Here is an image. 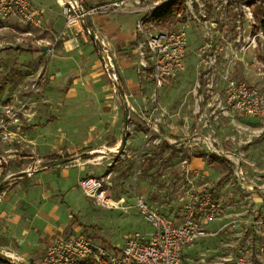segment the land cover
Instances as JSON below:
<instances>
[{"label":"rangeland","instance_id":"374dc122","mask_svg":"<svg viewBox=\"0 0 264 264\" xmlns=\"http://www.w3.org/2000/svg\"><path fill=\"white\" fill-rule=\"evenodd\" d=\"M167 1L146 4L154 8ZM191 1L193 11L187 10L188 14L160 25L144 21L147 33L178 26L188 30V55L193 58L183 73L156 88L142 108L151 114L155 130H144L140 122L128 123L124 145L120 142L113 152L108 150L113 143L108 134L105 141L72 150L78 131L99 119L94 113L70 109V81L47 74L48 51L35 52L41 42L1 29L0 99L14 103L18 120L11 126V140L0 142V181L9 168L12 177L31 173L38 168V159L51 161L46 155L57 157L52 163L78 172V185L82 175L105 178L111 183V197L123 199L122 207L104 208L81 196L84 207L76 211L75 219L88 236L118 248L134 233L154 231L136 206L138 198L177 220L186 192L188 196L206 189L220 210L207 234L184 249L182 264H264V121L231 111L222 86L227 75L246 80L264 93L262 37L254 38L255 48L240 50L244 36L257 33L253 26L256 14L264 15V0ZM34 29L19 30L36 34ZM209 143L223 150L221 156L206 151ZM239 167L248 176L245 182L234 173Z\"/></svg>","mask_w":264,"mask_h":264},{"label":"crops","instance_id":"0c3cea01","mask_svg":"<svg viewBox=\"0 0 264 264\" xmlns=\"http://www.w3.org/2000/svg\"><path fill=\"white\" fill-rule=\"evenodd\" d=\"M118 1L124 2L116 8L110 7L107 10L101 8ZM82 3L86 10H98L90 16L88 26L94 38L105 46L106 54L117 77L115 85L105 75L100 55L90 36L86 40L76 30L65 27L60 8L55 0H30V10L35 12L37 23L25 22L15 16L1 24L0 30L10 29L15 33L29 36L36 42H41L36 45V48L47 46L44 68L48 75L60 78L61 82L70 81V91L73 92L69 94L72 98L70 109L75 108L76 112L94 113L99 119L98 122L93 120L88 129L78 131L76 137L79 139L76 142L77 145H72V150L93 146L95 144L88 145V143L91 141L95 143L98 139L105 141L108 134L113 142L108 150L113 152L114 148H118L122 135H127L125 128L130 129L128 123H141L138 126L144 130H155L154 123L151 122L153 121L151 114L144 113L142 108L147 107L156 88L150 79V70L140 65L139 54L145 35L148 34L144 21L150 23V20L145 19L147 12L142 10L141 6H136L129 0H83ZM156 3L153 1L151 4ZM184 13L188 14L187 7L178 15L182 16ZM178 15L176 16L180 17ZM20 22L24 26L20 25ZM139 23H142L141 32L138 30ZM28 26H33L37 33L19 30L22 27L26 29ZM39 34H43L44 37L36 38ZM186 34L188 51L184 58V69L179 74L185 71L193 58L188 55L191 51L188 30ZM248 35L251 34L244 36L243 44L241 43L240 46V50L244 52L249 48H255V40L249 43ZM48 41L52 42L50 46L47 45ZM35 52L38 55L42 51ZM222 86H225V82ZM3 101L9 100L3 99ZM126 106L128 107L127 126L124 117ZM206 151L208 152L207 149ZM217 151L221 154L223 152L222 149ZM221 154L216 155L221 156ZM46 156L51 161L42 163V159H38L35 162L38 168L30 174L23 172L21 175L12 177L14 171L11 172L9 168L5 180L0 181V184L3 183L0 189V256L13 259L7 258V262H0V264H38L49 245L68 236L87 234L84 225L75 219L76 211L84 207L79 198L83 196L90 202L94 204L95 202L85 197L77 184L78 172L68 169L66 165L53 164L52 162L57 160L55 155ZM197 164L202 167V159ZM45 172L51 174L45 175ZM245 175L248 178L246 173ZM86 176L90 175H82L79 180ZM256 192L257 190L251 191V193ZM187 193L181 198L184 202L187 199ZM182 213L183 211L174 221L180 220ZM212 222L204 225L205 230ZM91 240L108 247L104 240L96 236Z\"/></svg>","mask_w":264,"mask_h":264},{"label":"built area","instance_id":"2783aa9c","mask_svg":"<svg viewBox=\"0 0 264 264\" xmlns=\"http://www.w3.org/2000/svg\"><path fill=\"white\" fill-rule=\"evenodd\" d=\"M142 10H152L149 0H129ZM60 8L67 29L76 30L82 36L89 37L90 16L97 9L86 10L83 0H55ZM124 1L111 2L101 8L119 7ZM187 10L193 11L192 1L186 0ZM140 7V8H141ZM19 17L25 22L37 23L35 12L30 10V0H0V25L11 17ZM180 16V15H178ZM141 32L142 23L138 24ZM261 32L248 35L249 43ZM94 44L100 55L102 68L112 84L117 77L106 54L104 44L94 38ZM254 42V41H253ZM188 51L186 30L182 26L170 27L145 35L139 52L142 68L150 70V79L155 88H161L165 81L177 76L184 69V58ZM224 100L233 112L247 117L264 120V93L246 81L224 76ZM18 120L17 111L11 101L0 100V142L11 140V126ZM151 126V125H150ZM209 152L220 155L212 145L205 146ZM30 174V172H27ZM240 182L246 181L242 167L235 170ZM85 197L104 208L122 207L123 199H113L109 193L111 183L103 177L86 176L79 181ZM136 206L154 231L150 234L134 233L125 239L116 251L94 243L83 235L68 236L49 245L38 264H182L184 249L192 242L207 234L204 225L216 219L220 204L209 190L192 191L183 204V213L177 222L169 219L156 209L149 207L138 198ZM9 260H13L7 257ZM90 260L94 261L91 262Z\"/></svg>","mask_w":264,"mask_h":264},{"label":"trees","instance_id":"16d2710c","mask_svg":"<svg viewBox=\"0 0 264 264\" xmlns=\"http://www.w3.org/2000/svg\"><path fill=\"white\" fill-rule=\"evenodd\" d=\"M185 9H186L185 0H168L167 2H164L154 7L152 10L148 11L144 17L145 19L150 20L151 23L160 25L162 23L169 21L173 17H176V15L183 13ZM256 19H257V24L253 26V29L254 32H261L263 39V48H264V15L258 16L256 14ZM221 162L226 164V161H224L223 159L221 160ZM222 180H223L222 178L219 179L216 186H220ZM84 236L87 237L88 239L95 238L94 235L88 236L86 234ZM106 245L110 250L116 251V249L110 246L109 244ZM90 261L94 262L92 260ZM0 262L2 263L3 261L0 260Z\"/></svg>","mask_w":264,"mask_h":264},{"label":"water","instance_id":"95a60500","mask_svg":"<svg viewBox=\"0 0 264 264\" xmlns=\"http://www.w3.org/2000/svg\"><path fill=\"white\" fill-rule=\"evenodd\" d=\"M89 36H90V39H91L92 41H94V34H93L92 30H91ZM45 50H48V47H47V46H43V47L40 48V51H45ZM127 112H128V107L126 106V109H125V112H124L125 125H126V126H127V124H126V123H127ZM124 143H125V135L123 136V138H122V140H121V144L124 145ZM53 164H56V163H53ZM2 184H3V183L0 184V189H1V187H2ZM0 260L3 261V262H7V261H8L7 258H5V257H1V256H0Z\"/></svg>","mask_w":264,"mask_h":264}]
</instances>
